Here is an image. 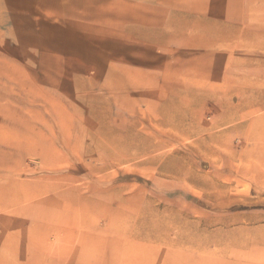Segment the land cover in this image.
Here are the masks:
<instances>
[{"label": "rangeland", "instance_id": "obj_1", "mask_svg": "<svg viewBox=\"0 0 264 264\" xmlns=\"http://www.w3.org/2000/svg\"><path fill=\"white\" fill-rule=\"evenodd\" d=\"M263 70L264 0H0V102L12 111L0 108V184L19 170L25 183L66 174L54 192L65 210L91 208L83 196L113 205L82 210L90 230L156 227L154 264L168 246L176 264H264ZM28 130L59 157L35 155ZM117 213L131 216L113 224ZM1 223L0 264L92 246L81 228L50 227L47 257L43 223Z\"/></svg>", "mask_w": 264, "mask_h": 264}, {"label": "bare ground", "instance_id": "obj_2", "mask_svg": "<svg viewBox=\"0 0 264 264\" xmlns=\"http://www.w3.org/2000/svg\"><path fill=\"white\" fill-rule=\"evenodd\" d=\"M256 71H257V69H256ZM27 84H28V82H27ZM260 86H262V85H260ZM18 89H19V87H18ZM262 89H263V86H262ZM31 91L32 90H30V92ZM30 92H29V94H27V96L28 95L29 96L32 95V94L30 95ZM26 93H28V92H26ZM261 98H263V97H261ZM5 106L6 105H4V103L2 104L0 102V108L1 109L6 110L7 112H12V111H8ZM9 110H13V107H12L11 103L9 104ZM20 111H22V109ZM246 112H248V111H246ZM20 116H22V115H20ZM48 116H50V115H48ZM39 119H41V118H39ZM261 121L264 123V117L261 118ZM16 122H17V124L15 125V127H16L15 130L16 131H19L17 129V128H19V123H18V121H16ZM42 122H40V123H42ZM58 129L60 130L61 128H58ZM127 129H128V127H127ZM130 130H131V128H130ZM132 131H134V130H132ZM132 131H130V133ZM21 133L23 134L24 131H22ZM24 134H30L31 135V137H32V141L31 142H32L33 148H34V150H32V151L35 153V155H38V156H40V155L41 156H44V155L45 156L52 155L51 157H53V158H54V155L57 156V154H56L57 153V150L56 151L53 150V151H55V154L52 151L54 155L50 151V149H51L50 146L52 145L50 141L49 142L48 141L45 142V140H43V138L37 137V134L35 133V131H30L29 132V130H28V132L27 133H24ZM128 135H127V137H128ZM131 136H132V134H131ZM37 138L40 139L41 143H39V141H38ZM118 140H120V139H118ZM36 141H37L38 144H36ZM114 143H117V142H114ZM25 144L26 143H24V145L23 144H20V149L27 150L28 152L29 151L32 152L31 151V148H28L27 146H25ZM119 145H118V147H119ZM121 149H123V148L121 147ZM123 151H125V150H123ZM57 157H59V156H57ZM258 157H260V161L264 163V149L261 151L260 154L258 153ZM51 168L52 167H50V169ZM11 171H13V170H11ZM7 175H8V173H7ZM22 175H23V172L21 170H19L17 172V174H16L17 177L16 178H13V179L11 177L12 180L9 181V183H8L7 186L5 184L4 185L3 184L2 185L0 184V193H1L0 194V210H3V209L4 210L5 209L10 210V209H12L10 211V214H7L8 216L6 215V216L0 218L1 221H3V224L2 223L1 224H2V227L3 228H6L5 225L10 221V219L13 216L14 217H17V216H20L21 214L22 215H25V216L31 217V219L33 220V222L34 221H37V222L43 223L42 224V231H40V233H39V241H40L39 251H40V255L42 253H44L45 256H47V257L52 256L50 249L46 245V239H47V236L49 234L50 227L57 228L56 226L65 225V226H69L70 228H76V227L81 228L82 229V234H81V237H80L81 241L82 242H87V243H89V244L92 245V246H88V247H81L80 249L74 250L72 252V255L73 254L74 255L76 254V260H77L76 261V264H90V262H91V264H154V262L152 260H151L152 262L150 260H148L149 259L148 256L151 255V253L153 254L154 251H157V249L153 247L154 245L151 246V243L152 242H154V243L155 242L162 243L161 240H158L159 237H158V234H157V231H156V227L155 226H153V228H152V230L150 232H138V231H135V230L131 229L130 227H127L126 229L125 228L121 229V231H123V232H120L118 230H116V231L115 230H112V228H106V230L102 231V232H106V234L96 233V230L95 229H93V231H92V230H90L88 228V225L93 224V222L90 220L91 218H85V217H83L85 215H84V212L82 210L84 208H86V209H88V214H90V213H93V212L96 213V211H101V210L104 211V209H111V207L113 205L111 207H110V205H107V204H101L100 205V204H98L97 201L93 200L94 198H92V197L91 198H88L89 196H87V197H84L83 196V197H80L79 198V202L80 203H83V204L84 203H89L91 205V208H89V207H84V208L81 207L82 208L81 211H79V212H72L71 213L68 210H65V208H64L65 207V204H63V203L61 204V203L57 202V200H56L57 198L55 199V197H54V192L56 193L55 190L58 189V187L55 185V183H57L56 181L57 180L58 181H60V180L62 181L64 179H67L68 177L65 176L66 174L65 175H61V176H58V177L50 176L46 180H44L45 177H43L42 179H35L34 182H32V183H30V182L29 183L23 182L21 180L22 179ZM64 176H65V178H64ZM71 178L72 179H75L74 176H72ZM23 179H26V178H23ZM4 182H6V181H4ZM58 183H57V185H58ZM20 185H24L25 188H26V194H25V196L19 197V196L16 195V197H14L15 195H11V192L14 191V188H18V187H20ZM7 191H8V194H6ZM42 195H47V197L41 198V199L40 198H37V199L31 201L36 196L37 197H40ZM58 200H60V198ZM25 201L28 202V205L23 206V203ZM104 201H105V199H104ZM123 210H125V209H123ZM130 216H131L130 214H128L127 216H124V215H118V213H117L116 215L113 216V218L111 219V221H112L113 224H120L122 221L124 222ZM145 218H146V220H147V222L149 224L155 223L154 222L155 219H153L151 215H146ZM12 222L13 221H11V223ZM94 227H95V224H94ZM100 229L103 230V228H100ZM46 231H48V232H46ZM113 232H117L118 234H116L115 237L110 240V238L113 235ZM29 235L30 234H28V236ZM4 236H6V234H4ZM30 237H31V235H30ZM125 238H128V239L129 238H132V239L130 241V244H125V246L123 248H121V250H120L119 247L117 248V245H115L114 247H109L111 245V243H113L114 240H117V239H119V240H122L123 239L124 240ZM63 240L67 241V237H65ZM124 242H125V240H124ZM180 243H181V238H177V244H178V246L180 245ZM80 246H82V245H80ZM161 246H163V245H161ZM91 247H93L92 248L93 250H91L92 253L88 251ZM168 247L169 248H167L168 249L167 251H168L169 254H167L168 256L166 255L167 258L161 260V262L159 264H176L174 261L171 262L169 260V259H172L173 253L170 252L171 246H168ZM203 248H206V246H203ZM69 249L70 248H66L65 250L64 249L58 250V252H57L58 256L59 257H64L66 259L64 261H60V259H57L58 262L56 264H65V263L66 264H68V263L70 264V259H71V256L72 255H69L70 254ZM147 252H148V254H147ZM90 253L93 254V255H99V257L96 260L93 261L89 257V254ZM158 253H159V251H158ZM158 253H156V254H158ZM227 258L225 256H222V257L216 259L212 264H231V262H229L230 259H227ZM197 259L198 260H193L192 261L193 262L192 264H197V263H201V264L202 263H208V264H211V262L206 261L204 258L201 259L200 257H197Z\"/></svg>", "mask_w": 264, "mask_h": 264}]
</instances>
